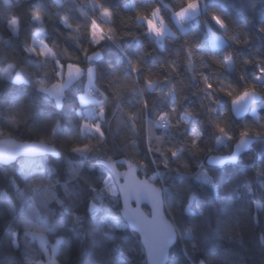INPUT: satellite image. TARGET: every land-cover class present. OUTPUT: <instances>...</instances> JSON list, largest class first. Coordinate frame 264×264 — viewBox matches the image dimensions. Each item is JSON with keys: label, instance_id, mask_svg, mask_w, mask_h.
I'll list each match as a JSON object with an SVG mask.
<instances>
[{"label": "trees", "instance_id": "trees-1", "mask_svg": "<svg viewBox=\"0 0 264 264\" xmlns=\"http://www.w3.org/2000/svg\"><path fill=\"white\" fill-rule=\"evenodd\" d=\"M99 2L112 12L110 21L99 17L100 9L93 0H60L59 3L57 0H8V3L0 0V72L12 64L16 70L22 68L35 79H45L49 84L57 81L55 60L47 65L30 62L39 58L25 51L38 28L44 30L45 42L49 47L55 44L67 51L68 56L56 55L65 67L73 62L86 69L89 62L82 49L86 48L89 56L100 52V57L92 62L96 71L95 82L111 101L105 108L106 123L102 124L106 148L101 155L104 158L111 156L113 160L134 157L133 162L139 160L145 165L140 175L164 190L168 213L178 231V240L171 249L168 264H200L206 255L215 256L217 264H264V242L260 239L264 234V200L259 198L264 197V188L261 187L264 176L256 174L257 170L264 171V143L256 144L235 165L210 167L207 160L211 155H228L235 143L216 142L213 126L207 121L216 115L208 109L217 108L218 105L212 104L203 90L204 76L209 77L214 86L223 82L239 88L254 82L260 88L252 77L257 73L256 63L264 61V34L259 31L260 26L264 25V0H204L203 11L197 19L188 23V32H181L171 18L169 27L175 35H168L159 42L150 36L146 22L135 20L136 12L147 11L160 3L167 14L170 8H176L175 0ZM37 8L46 11L52 19H45L43 24L34 22L31 12ZM207 10L219 11L231 26L230 34L238 35L243 41V34L247 33V41L236 43L225 38L224 46L214 49L200 47L210 38V33L221 35L210 20L205 24ZM9 15H15L20 21L21 27L16 34L9 28ZM60 16H67L74 27L81 25L75 39L72 38V30L66 29L60 22ZM92 18H96L101 28L113 29L110 34L114 41L105 40L101 45L91 43L90 29L85 26L90 24ZM193 32L195 34H191ZM187 47H192L194 52L191 67L187 60ZM229 56L232 58L231 70L214 63L213 57L224 60ZM70 57L75 59L70 60ZM245 59H251L253 63L246 65ZM130 60L141 65L140 73L131 71ZM117 74L121 78L109 87V81ZM241 75L245 77L244 80L240 79ZM85 79L86 75L68 85L58 106L53 97L36 91L31 85H17L0 78V129L11 131L13 138L19 141L37 142L36 137L50 135L49 129L54 121L58 120L61 125L60 136L52 144L60 153V158H23L14 165H0V264H25V250L10 246L14 234H22L19 221L25 205L16 198L15 188L10 183L11 179H15L23 190L25 183L20 173L21 162L25 163V170L33 176L32 182L37 189L36 193H29L28 200L35 214V226L39 229L44 219L58 224L55 230H45L44 236L50 245L58 239L66 241L65 246H58V264H145L146 256L139 237L128 227L111 228L103 220L105 215L117 219L121 217L120 199L117 203V198L105 193L99 201V213L93 216L88 211L95 195L89 185L98 191L103 187L99 162L103 157H80L72 153L67 145L70 137L78 134V125L82 122L79 96L84 91ZM146 79L158 82L155 92L147 91ZM137 85L144 87L145 91L133 96L132 91ZM173 86L175 93L171 94L169 89ZM117 90L119 95L116 94ZM214 97L219 101L220 110L230 116L233 132L252 121L250 115L236 119L231 113L230 99L218 89ZM174 100L176 113L169 117V127H154L158 114L165 111L171 113ZM13 103L26 115L19 125L9 129L8 109ZM117 103L119 108L116 107ZM144 104L148 105L147 109H144ZM137 111L139 116L133 131L128 114H136ZM186 112L188 125L179 122ZM258 115L264 116V107L259 108ZM150 126L152 145L155 144V137H162L163 147L174 144L182 148L181 163L173 159L169 168L165 169L162 163L164 157L148 151ZM190 127H198L204 133L199 151H190L186 147ZM96 137L98 134L79 137V146L95 143ZM183 163L188 165L186 170L181 166ZM69 166L79 169V177L70 176ZM200 166L214 177V185L202 184L196 179L202 170ZM152 176H157V179L151 180ZM47 183L52 184L56 200H49L45 204L42 196L43 186ZM249 187L255 190L254 196L245 194V189ZM5 193L12 199L14 211L9 207ZM192 195L195 196L194 200H190ZM257 204L260 205L259 209ZM64 208L83 218L79 232L71 230V217L63 214ZM145 210L149 213L148 208ZM225 224L231 225L239 235L228 239ZM189 229L192 230V238L189 237ZM193 243L198 245V251L192 250ZM33 245L39 250L37 241H33Z\"/></svg>", "mask_w": 264, "mask_h": 264}, {"label": "snow or ice", "instance_id": "snow-or-ice-1", "mask_svg": "<svg viewBox=\"0 0 264 264\" xmlns=\"http://www.w3.org/2000/svg\"><path fill=\"white\" fill-rule=\"evenodd\" d=\"M8 3V0H4ZM60 0H57L59 3ZM93 3L97 5L100 9L99 17L106 20H111L112 12L104 6L99 0H93ZM204 4V0H182V2L172 11L171 18H174L176 23L179 25L181 32H188L186 23L189 19H197L200 15L201 6ZM205 8L207 7L204 5ZM255 4H253V9ZM160 14V9L157 7H151L149 10H139L136 12L135 20L144 21L147 24V29L150 33H154L157 37H162L165 28L158 25L155 16ZM83 15V13H82ZM207 19L204 21L205 24L209 20L215 24L218 30H220L221 35H216L215 33H210V39L213 42V47H217L223 44L224 39H230L236 43L246 42L248 37L247 33H244V40H240L238 35H231V26L226 23L225 18L219 11L207 10ZM31 18L34 22L43 24L45 19L51 20L52 17L42 9H35L31 12ZM60 22L64 25L66 29L72 30L75 39V34H79L81 31V25L77 24L75 27L73 23L67 16H60ZM8 25L11 31L16 34L21 27L19 19L15 15H9ZM86 29H90L89 34L91 36V43L95 45H101L103 41L109 40L114 41L112 28H101L96 18H92L90 24H87ZM259 31L264 34V25H261ZM191 34H195L194 32ZM44 33L41 31L33 36L32 44L26 45L25 51L30 56L38 57L36 61H30L35 63H43L47 65L50 60H55L56 71L55 76L60 79L56 83L49 84L45 79H35L30 74L25 72L24 69L16 70L15 66L9 64L7 68L0 72V78L10 80L17 85H31L36 91L46 94L48 97H54L57 105L60 104L61 99L64 96L65 89L69 84L73 82L80 81L85 75L87 78V85L85 95L80 97L81 103L85 106L89 104H94L95 107L88 108L87 111L81 112L82 122L78 125V134L70 137L67 145L70 146L72 153L80 157H88L90 155L96 154L95 145L91 143H85L83 146L81 144L79 137H83L86 134H98V137H103L104 132L102 131L101 120L105 118V102L109 97L96 86L95 82V68L92 66V62L100 57V52H94L92 55H87V49H82L85 53V59L89 62L85 68L78 66L77 64L70 62L67 63L66 69L65 65L61 63L57 58V48L58 46L53 44L51 47L45 42L43 37ZM187 44V41H186ZM203 48V44L199 45ZM55 49V51H54ZM64 56H68L67 51H63ZM194 55L192 47H187V60L189 67H191L192 57ZM70 60H74L75 57H70ZM214 63L219 64L222 67H230L232 65V58L229 56L224 60H217L213 57ZM251 59H245L244 64H252ZM131 71L133 73H140L142 71L141 65L139 63H133L129 61ZM206 66V65H205ZM257 73L252 77L253 81L264 82V61H259L256 63ZM121 77L117 74L113 77V80L109 81V87L115 83L116 80ZM241 80H244L243 75L240 76ZM156 80L146 79V85L151 87L156 84ZM204 92L206 97L211 101L212 104L218 105L217 108H209V112H215L216 115L211 117L214 126L215 140L219 143L233 142L235 143V151L231 155L226 157H212V162L214 164H225L227 162H235L239 154L254 141H264V116H260L257 113V106L255 101L259 98L264 100V89L261 87L258 89L257 84L254 82H248L242 87H232L229 84H223V82L214 86L210 82V78L207 76L203 77ZM217 89L220 93H223L231 102V113H234L236 117L241 119L244 118V113L251 111L252 121L243 124L236 132L232 130V124L229 123L230 116L226 115L224 111L219 108V101L214 97V93H217ZM169 93H175V86L169 89ZM117 95L119 92L117 90ZM251 106V107H250ZM144 109L148 108L147 104H144ZM260 107H264L261 104ZM176 113V102L173 101L171 107V113L165 111L158 114L155 121L154 127L165 128L170 125L169 117L175 115ZM31 114V113H28ZM25 112L19 110L15 103L8 109V126L9 129L14 128L19 125L24 117ZM98 118V119H97ZM129 121L132 122V128H135V121L137 116L135 114H128ZM181 117L179 118V120ZM188 125V123L184 124ZM175 127L176 125H171ZM149 152H157L162 157H164L162 163L165 169L169 168L171 161L174 159L176 163H181L182 148H177L174 144L164 147L163 150L160 148H154L151 143L152 140V126L149 127ZM61 132L60 122L54 121L51 128L49 129L50 135L43 138L38 137L35 143H23L17 142L13 139L11 131L8 134L5 133L4 129H0V165L10 164L14 161L20 160L21 154L24 158L34 156L36 154H44L51 152L53 155L59 156L60 153L56 151V148L52 146L53 141L58 139ZM187 135L189 137L186 147L190 151H199V143L201 141L202 132L198 127L188 128ZM157 143H163L162 140H158ZM170 154V156H169ZM134 157L130 159H125L123 161L113 160L112 157L101 158L99 160L102 166L101 181L103 187L98 191L97 188L89 185L90 190L95 193L92 200L93 202L88 208V211L96 216L100 211L99 201L103 199L106 193L110 197L117 198V203L119 202L118 192L123 196V214L117 219L112 216L105 215L103 217L104 222L111 228H124L131 226L134 230L139 232L142 244V251L146 253L147 259L145 264H167L168 251L170 246L175 240L176 227L173 223H170L165 219L162 212V201H161V189L153 187L149 180L137 179L135 173L138 168L143 170L145 165L139 161L135 160ZM155 162V161H154ZM127 164L128 171L120 173L117 171V165ZM183 169H187L188 165L183 163ZM197 174L196 179L202 184L214 185V177L209 175L208 172L203 171ZM179 171V169H177ZM49 173L52 172L51 169L48 170ZM20 173L24 177L25 186L23 190L17 185L15 179H11L10 183L15 188L16 198H18L24 205L25 208L22 211L20 217V224L22 225V234L17 232L14 234L10 241V246L13 248H23L25 251L23 253L25 264H58L59 256L57 255V247L48 245V242L44 236L45 230H55L59 227L58 224L50 223L47 219H44L41 227L38 229L34 222V211L28 203L29 193H36V186L32 182L33 176L25 170L24 165L21 163ZM69 173L72 178L79 177V169L72 168L69 166ZM257 176H264V171L257 170ZM106 177V178H105ZM124 178V183L119 184L117 189V184L119 178ZM151 180H156L157 176H152ZM264 188V185L261 186ZM67 192V187H65ZM245 194L248 196H254L255 190L251 187L245 189ZM9 207L14 211L15 205L12 199L8 197V194H4ZM264 200V197H259ZM195 196H190V200H194ZM43 203H47L49 200H56L52 184L47 183L43 186ZM135 200L137 207L132 209L130 207L131 201ZM147 200L152 207L151 216L145 215L139 208L142 201ZM57 203L60 201L57 200ZM63 208V204H61ZM259 209L260 205H256ZM63 214L65 216L71 217V230L73 232H79L82 228L83 218L79 215H73L72 211L67 208L63 209ZM253 219H256L253 217ZM220 223V222H218ZM225 235L228 239L238 236L239 233L236 232L231 225L225 224ZM189 237H191L192 230H188ZM261 242H264V234L260 237ZM33 241L39 242V250L33 245ZM57 246H65L66 241L58 239L56 241ZM192 250L198 251V245L196 243L192 244ZM200 264H217L215 256L206 255L205 259L200 262Z\"/></svg>", "mask_w": 264, "mask_h": 264}, {"label": "water", "instance_id": "water-1", "mask_svg": "<svg viewBox=\"0 0 264 264\" xmlns=\"http://www.w3.org/2000/svg\"><path fill=\"white\" fill-rule=\"evenodd\" d=\"M0 64H1V57H0ZM157 86H158V82H157V83H156V84H155L150 90H149L147 87H146V89H147V91H148L149 93H153V92H155ZM261 95H262V93H261ZM262 103H264V100L259 99V98L255 101V105H256V106H258V105H260V104H262ZM231 107H232V106H231ZM250 107H251V106H250ZM250 114H251V111H248V112L244 113V114H243V115H244V118L247 117V116H249ZM232 115H233L236 119H238V120L241 119V118H239V117H236L234 113H232ZM13 139H15V138H13ZM16 140H17V139H16ZM17 142H23V143H35V142H28V141H25V142H24V141H19V140H17ZM258 143H264V141H256V140H254V141L249 145L248 148L244 149V150L239 154V156H238V158H237V160H236L235 162H227V163L221 165V164H214V163L212 162V159H211L212 157H226V156L231 155L232 152L235 151V145H234V146H233V150H232V152H231L230 154H228V155L213 154V155H211V156L208 158V160H207V164H208L210 167H214V168L224 167V166H226V165H235V164H237V163L239 162V160H240V158H241V156H242L243 154L249 152V151H250V150H251L256 144H258ZM53 147H54V146H53ZM56 151H57V150H56ZM57 152H58V151H57ZM46 156H50V157H53V158H60V155H59V156H56V155H53L51 152L44 153V154H36V155H34V156L27 157V158H40V157H46ZM23 158H24V157H23V155L21 154L20 159H23ZM125 159H126V158H121V159H118V160H116V161H123V160H125ZM18 161H19V160L14 161L13 163H10V164L2 165V166H10V165H14V164H16ZM120 167H122V169H121ZM117 171L120 172V173L127 172V171H128L127 164H124V165H120V164H118V165H117ZM135 175H136L137 179H140V180H149V179H147L146 177H143V176L140 175V169H139V168H138L137 172L135 173ZM149 182H150V180H149ZM122 183H124V178H123V177H120V178H119V181H118V184H117V189H118V187H119V184H122ZM150 183L152 184L153 187L160 188V187L156 186L154 183H152V182H150ZM160 189H161V201H162V212H163V215H164L165 219H167L170 223H173V224H174V222H173L172 218L170 217V215H169V213H168V210H167L166 201H165V197H164V190H163L162 188H160ZM118 196H119L120 204H121V209H120V212H119V213H120V216H122V214H123V196H122L121 194H119V192H118ZM92 202H93V201H92ZM92 202H90L89 206L91 205ZM130 207H131L132 209H135V208L137 207L135 200L131 201V203H130ZM139 208H140V210H141L142 212L145 213V215H149V218H150V216H151V211H152V207H151V204H150L147 200L142 201L141 204L139 205ZM145 208H148L149 213L146 212ZM89 213H90L91 215H93L91 212H89ZM174 225H175V224H174ZM175 227H176V226H175ZM128 228H129L132 232H134V233L139 237L140 242H141V238H140L139 232H138L137 230H134L131 226H128ZM177 240H178V231H177V228H176L175 240H174L173 244L170 246L169 251H168L167 264H168L169 259H170V252H171V249L176 245ZM145 256H146V253H145ZM146 259H147V256H146ZM200 262H201V261H200Z\"/></svg>", "mask_w": 264, "mask_h": 264}, {"label": "clouds", "instance_id": "clouds-1", "mask_svg": "<svg viewBox=\"0 0 264 264\" xmlns=\"http://www.w3.org/2000/svg\"><path fill=\"white\" fill-rule=\"evenodd\" d=\"M182 2V0H175V4L176 7ZM154 7H157L160 9V14L155 16L154 19L156 20L157 24L164 27L165 28V32L169 29V21L171 19V13L175 8H170L169 11L167 12V14H165L164 10L161 8L160 3H157L156 5H154ZM154 34V33H153ZM155 35V34H154ZM173 35H175V33H173ZM156 36V35H155ZM104 43V41L102 42V44ZM57 54L63 56V49L61 48H57ZM155 85V84H154ZM154 85H152L151 87H149L148 85H146V87L150 90ZM145 91L144 87H141L139 85L136 86V88L132 91V95L135 96L137 94V92L143 93ZM111 103V101H109V99L105 102L104 107L106 108L107 105ZM116 107L119 108L120 105L119 103L116 104ZM209 111V109H208ZM137 117L139 116V111H137V113L135 114ZM121 122H123V120H121ZM182 124H186L189 123V119H188V113L186 112L185 115L181 116V119L179 121ZM106 123L105 118H103L101 120V124ZM207 123L211 126H213V122L211 120V117L209 118V120L207 121ZM135 129H133L134 131ZM6 134H8V130H4ZM212 131L213 134L214 133V126L212 127ZM202 135H204L203 131L201 130ZM11 135L13 136V134L11 133ZM38 138V137H36ZM155 144H154V148H160L161 150L164 149L163 145H164V140L162 137H155ZM189 139V137H187V140ZM158 140H162L163 143H157ZM93 145H95V149H96V154L97 156H102L104 158L103 153H105V148H106V138L105 136L103 137H96L95 139V143H91ZM157 153V152H156ZM111 157V156H108Z\"/></svg>", "mask_w": 264, "mask_h": 264}, {"label": "rangeland", "instance_id": "rangeland-1", "mask_svg": "<svg viewBox=\"0 0 264 264\" xmlns=\"http://www.w3.org/2000/svg\"><path fill=\"white\" fill-rule=\"evenodd\" d=\"M202 11H203V6H201V10H200V14L202 13ZM104 20H106V19H104ZM173 20L175 21V19L173 18ZM191 20H193V19H189L188 21H187V23H186V27L188 28V23L191 21ZM175 23H176V21H175ZM176 25H177V27H178V29L180 30V27H179V25L176 23ZM43 32L44 33V35H43V37H41V38H43L44 40H45V32H44V30L43 29H41V28H38L37 29V31L35 32V34H34V36L37 34V33H39V32ZM181 31V30H180ZM150 33V32H149ZM173 31H172V29L169 27V29L166 31V32H164V34H163V36L162 37H157V36H155L153 33H150V36H152L153 38H156L157 40H158V42L159 41H161V40H163V38H165L166 36H168V35H173ZM32 40H33V38H32ZM31 44H32V42H31ZM226 44V42L224 41L223 42V44L222 45H220V46H224ZM220 46H217V47H220ZM203 47L204 48H210V49H214V48H216V47H213V42L211 41V39L210 38H207L205 41H204V43H203ZM52 60H50L49 61V63L51 62ZM65 69H66V67H65ZM228 69L229 70H231L232 69V65L230 66V67H228ZM96 72V71H95ZM95 77H96V75H95ZM60 78L59 77H57V79L56 80H59ZM57 81H55V82H53V83H56ZM258 82V84H259V86L260 87H264V82H260V81H257ZM74 83V82H73ZM72 83V84H73ZM87 83H88V81H87V78L85 79V85H84V91H82L81 92V94H80V96H79V99H80V97L81 96H83V95H85V91H86V85H87ZM52 84V83H51ZM70 85V84H69ZM54 98V97H53ZM55 99V98H54ZM56 101V100H55ZM61 103H62V99H61V102H60V104L58 105V106H60L61 105ZM80 103H81V100H80ZM262 104H264V103H262ZM91 104H89V105H87V106H85V105H83L82 103H81V106H82V110L81 111H87L88 110V108H92V107H95V106H90ZM261 105V104H260ZM260 105H258L257 106V113H258V110H259V108H261L260 107ZM250 116H252V114H250ZM22 164H25L24 162H21ZM119 197V196H118ZM46 238V237H45ZM46 240H47V238H46ZM38 242V241H37ZM47 242H48V240H47ZM38 244H39V242H38ZM48 245L50 246V247H52V246H56L57 247V249H58V246L56 245V243L55 244H53V245H50L49 243H48ZM58 251V250H57Z\"/></svg>", "mask_w": 264, "mask_h": 264}, {"label": "built area", "instance_id": "built-area-1", "mask_svg": "<svg viewBox=\"0 0 264 264\" xmlns=\"http://www.w3.org/2000/svg\"><path fill=\"white\" fill-rule=\"evenodd\" d=\"M169 126H167V127H165V128H163V129H167Z\"/></svg>", "mask_w": 264, "mask_h": 264}, {"label": "flooded vegetation", "instance_id": "flooded-vegetation-1", "mask_svg": "<svg viewBox=\"0 0 264 264\" xmlns=\"http://www.w3.org/2000/svg\"><path fill=\"white\" fill-rule=\"evenodd\" d=\"M220 155V154H219ZM122 169V168H121Z\"/></svg>", "mask_w": 264, "mask_h": 264}, {"label": "crops", "instance_id": "crops-1", "mask_svg": "<svg viewBox=\"0 0 264 264\" xmlns=\"http://www.w3.org/2000/svg\"><path fill=\"white\" fill-rule=\"evenodd\" d=\"M158 41V40H157Z\"/></svg>", "mask_w": 264, "mask_h": 264}]
</instances>
